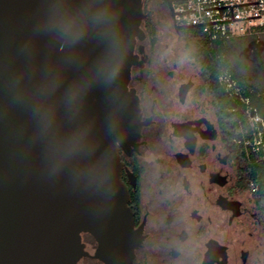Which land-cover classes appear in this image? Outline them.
<instances>
[{"label":"water","instance_id":"1","mask_svg":"<svg viewBox=\"0 0 264 264\" xmlns=\"http://www.w3.org/2000/svg\"><path fill=\"white\" fill-rule=\"evenodd\" d=\"M166 1L177 31L201 26ZM146 17L143 0H0V264H79L85 232L105 264H132L117 148L142 126L128 84Z\"/></svg>","mask_w":264,"mask_h":264},{"label":"flooded vegetation","instance_id":"2","mask_svg":"<svg viewBox=\"0 0 264 264\" xmlns=\"http://www.w3.org/2000/svg\"><path fill=\"white\" fill-rule=\"evenodd\" d=\"M159 1L173 23L168 2ZM145 50L128 84L139 98L140 135L117 148L143 235L132 264H264V217L245 186L239 140L226 132L202 69L185 65L198 61ZM82 240L88 253L79 264H105L96 239L85 232Z\"/></svg>","mask_w":264,"mask_h":264},{"label":"trees","instance_id":"3","mask_svg":"<svg viewBox=\"0 0 264 264\" xmlns=\"http://www.w3.org/2000/svg\"><path fill=\"white\" fill-rule=\"evenodd\" d=\"M147 39L152 48L159 41V27L147 13L143 21ZM254 32L232 38L212 39L201 27L182 29L181 33L189 38L187 49L201 65L206 87L213 97L214 105L225 123L226 132L231 140L241 139L240 122L246 123L247 105L240 99L231 97L218 82L221 68H229L243 88V95L249 99V106L256 108L264 117V26L253 27ZM261 40V47L252 53V47ZM250 51L251 53H248ZM234 145L243 163L245 186L255 194L264 217V159L260 153L248 149L243 143Z\"/></svg>","mask_w":264,"mask_h":264},{"label":"built area","instance_id":"4","mask_svg":"<svg viewBox=\"0 0 264 264\" xmlns=\"http://www.w3.org/2000/svg\"><path fill=\"white\" fill-rule=\"evenodd\" d=\"M173 8L178 24H201L199 27L212 39L242 36L252 33L255 26H264V0H175ZM218 82L231 97L247 105L248 117L244 125L240 122L239 142L264 159V117L249 106V99L229 68L219 70Z\"/></svg>","mask_w":264,"mask_h":264},{"label":"rangeland","instance_id":"5","mask_svg":"<svg viewBox=\"0 0 264 264\" xmlns=\"http://www.w3.org/2000/svg\"><path fill=\"white\" fill-rule=\"evenodd\" d=\"M146 4L145 12H149L159 27V41L155 48L150 46L148 39L143 42L151 50L152 56H190L187 49V44L190 40L188 37L176 32L166 7L159 0H150ZM239 25L246 26L248 23L239 22ZM252 31L254 32V29ZM260 47L261 40H258L255 46L252 47V53H256ZM248 53L251 52L248 51ZM190 62V59L185 58V65H189L194 73H200L201 65L198 62H194L191 66ZM261 256L262 252H260Z\"/></svg>","mask_w":264,"mask_h":264}]
</instances>
